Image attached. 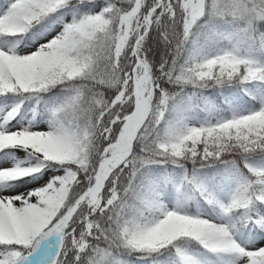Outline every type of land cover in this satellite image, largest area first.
Instances as JSON below:
<instances>
[{
  "label": "snow or ice",
  "instance_id": "6c2138e0",
  "mask_svg": "<svg viewBox=\"0 0 264 264\" xmlns=\"http://www.w3.org/2000/svg\"><path fill=\"white\" fill-rule=\"evenodd\" d=\"M0 264H264V0H0Z\"/></svg>",
  "mask_w": 264,
  "mask_h": 264
}]
</instances>
